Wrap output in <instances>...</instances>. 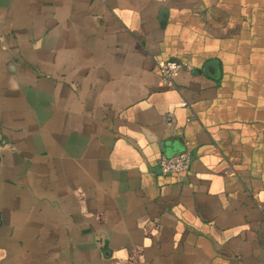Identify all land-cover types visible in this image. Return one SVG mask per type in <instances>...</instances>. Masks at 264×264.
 Here are the masks:
<instances>
[{
	"label": "crops",
	"instance_id": "1",
	"mask_svg": "<svg viewBox=\"0 0 264 264\" xmlns=\"http://www.w3.org/2000/svg\"><path fill=\"white\" fill-rule=\"evenodd\" d=\"M0 264H264V0H0Z\"/></svg>",
	"mask_w": 264,
	"mask_h": 264
},
{
	"label": "built area",
	"instance_id": "2",
	"mask_svg": "<svg viewBox=\"0 0 264 264\" xmlns=\"http://www.w3.org/2000/svg\"><path fill=\"white\" fill-rule=\"evenodd\" d=\"M158 68L161 74V81L167 86H173L174 78L179 72L192 70L190 65L178 61L159 62ZM182 106L186 107L187 104L184 102ZM166 125L168 127L172 126V121L169 117L166 119ZM191 160L190 152L183 151L170 157L161 155L158 160V166L163 175L185 173L189 170Z\"/></svg>",
	"mask_w": 264,
	"mask_h": 264
}]
</instances>
